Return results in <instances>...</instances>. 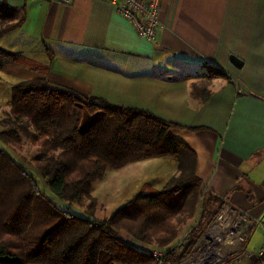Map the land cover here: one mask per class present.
<instances>
[{
    "label": "crops",
    "instance_id": "obj_1",
    "mask_svg": "<svg viewBox=\"0 0 264 264\" xmlns=\"http://www.w3.org/2000/svg\"><path fill=\"white\" fill-rule=\"evenodd\" d=\"M0 6L17 10L20 22L0 34V49L20 54L0 63V121L14 84L45 77L175 123L169 134L196 154L203 190L255 218L243 251L220 264H252L264 228V0H162L165 31L155 42L140 38L108 0Z\"/></svg>",
    "mask_w": 264,
    "mask_h": 264
},
{
    "label": "trees",
    "instance_id": "obj_2",
    "mask_svg": "<svg viewBox=\"0 0 264 264\" xmlns=\"http://www.w3.org/2000/svg\"><path fill=\"white\" fill-rule=\"evenodd\" d=\"M17 14L0 6V34L20 23L13 22ZM17 56L0 49V63ZM11 91L10 111L0 121V264H156L120 233L166 247L195 216L202 179L196 154L169 134L176 124L143 108L53 86L45 77L22 80ZM22 135L42 151L34 162L51 192L71 203L86 196L88 216L59 207L2 145L17 148ZM169 156L178 163V176L161 189H140L106 219L93 218L97 199L91 190L108 168ZM219 200L205 191L202 214L215 217L223 201L216 212L207 206ZM175 260L166 251L165 262Z\"/></svg>",
    "mask_w": 264,
    "mask_h": 264
},
{
    "label": "rangeland",
    "instance_id": "obj_3",
    "mask_svg": "<svg viewBox=\"0 0 264 264\" xmlns=\"http://www.w3.org/2000/svg\"><path fill=\"white\" fill-rule=\"evenodd\" d=\"M19 56L20 54H18L17 58H20ZM31 62L33 64L36 63L34 60H31ZM3 119L5 118H2V120ZM0 127V130L4 129V127ZM84 127L85 126H83V128ZM2 145L8 151L14 150L15 152H17L22 162H29V164H24V166L27 169L32 170L30 172L40 184V188L45 191L47 195L59 207L72 209L73 211L78 213L89 214L88 206L90 204V199H88L86 196H83V199L79 202L71 203L58 199L51 192L50 188L46 184L45 178L40 173H38L34 162L35 157L42 156V151L36 144L32 143V141L28 137L22 135V142L20 145H17V148L12 144L2 143ZM164 158L151 157L147 159L137 160L135 162L133 161L134 163H128L127 165H125L126 167L123 166L119 169L108 168L103 179L95 182L93 185L92 193L97 199V204L94 211L95 216L101 220L106 219L114 209L127 202L128 199H130L140 189H161L170 178L178 176L180 174L178 163L176 161H173V157L169 156ZM204 198L205 190H203L201 186L199 205L195 216L192 219L188 220L186 224L182 225L180 234L177 239L166 247H159L155 243L146 244L143 242H138L125 231H122L120 233V237L126 242L136 245L142 250L152 249L161 252L171 250L172 256H175L176 260L168 264H185L186 260L194 253V250L196 249L201 236L214 217V214L212 215L211 213L205 214L204 212V214H202V202L204 201ZM219 199L221 201H216V203L208 202L209 205L207 207L214 209V211L216 212L221 205L222 197ZM193 230L197 231V233L193 234ZM125 233L129 235V239L131 238L130 241L127 240V236ZM199 249L200 244H198L197 246V250ZM190 252L192 253L189 255V257L185 261H183ZM156 264H158L157 261ZM163 264H167V262L164 261Z\"/></svg>",
    "mask_w": 264,
    "mask_h": 264
},
{
    "label": "built area",
    "instance_id": "obj_4",
    "mask_svg": "<svg viewBox=\"0 0 264 264\" xmlns=\"http://www.w3.org/2000/svg\"><path fill=\"white\" fill-rule=\"evenodd\" d=\"M53 2L71 5L75 0H51ZM119 14L127 18L134 26L140 38L155 42L165 31V25L160 18L162 0H108ZM223 205L217 215L206 227L198 244L200 249L194 250L185 264H220L236 253L243 251L248 234L255 222L251 213L242 209L231 200L222 197ZM185 247V246H183ZM152 257L163 264L165 252L147 250ZM171 251V250H170ZM252 264H264V228L263 243L249 253Z\"/></svg>",
    "mask_w": 264,
    "mask_h": 264
},
{
    "label": "water",
    "instance_id": "obj_5",
    "mask_svg": "<svg viewBox=\"0 0 264 264\" xmlns=\"http://www.w3.org/2000/svg\"><path fill=\"white\" fill-rule=\"evenodd\" d=\"M230 59H231L232 63H233L236 67H238V68H241V67H242L243 62H242L238 57L232 55V56L230 57Z\"/></svg>",
    "mask_w": 264,
    "mask_h": 264
}]
</instances>
